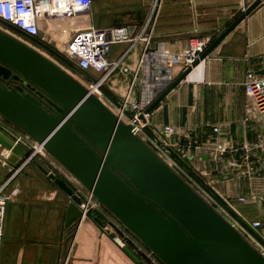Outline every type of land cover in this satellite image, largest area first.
<instances>
[{"label": "crops", "instance_id": "crops-1", "mask_svg": "<svg viewBox=\"0 0 264 264\" xmlns=\"http://www.w3.org/2000/svg\"><path fill=\"white\" fill-rule=\"evenodd\" d=\"M252 3L92 0L85 14L42 21L38 39L50 48L60 44L63 50L75 32L90 27H124L133 39L148 37L143 61L144 41L111 45L108 60L117 62L118 68L104 82L101 100L116 112L127 94L148 106L184 71L182 65H175L168 75L167 57L180 56L193 39L209 38L211 45ZM248 72L264 79V0L150 111V128L144 130L149 133L144 134L152 135L151 129L157 127H173L170 144L185 152L181 160L187 170L208 174L204 182L216 200L215 209L255 239L257 232L264 233V146H260L264 116L245 92ZM15 136L32 141L27 134ZM6 137L11 145H2L0 151H7L11 171H23L5 182L8 200L0 264H161L151 256L145 261L131 250L140 260L136 261L103 232L93 215L66 227L70 198L45 174L61 173L62 167L51 156H41L39 164H24L25 148ZM254 221L261 227L252 231Z\"/></svg>", "mask_w": 264, "mask_h": 264}, {"label": "water", "instance_id": "water-1", "mask_svg": "<svg viewBox=\"0 0 264 264\" xmlns=\"http://www.w3.org/2000/svg\"><path fill=\"white\" fill-rule=\"evenodd\" d=\"M262 1L248 6L144 114ZM9 77L21 78L38 92L0 84V115L40 145L163 264H264V255L134 134L130 124L59 66L0 30V78ZM47 176L70 198L69 227L83 216L81 198L61 178ZM94 221L102 228L101 219ZM124 250L140 262L130 249Z\"/></svg>", "mask_w": 264, "mask_h": 264}, {"label": "built area", "instance_id": "built-area-1", "mask_svg": "<svg viewBox=\"0 0 264 264\" xmlns=\"http://www.w3.org/2000/svg\"><path fill=\"white\" fill-rule=\"evenodd\" d=\"M254 1L255 0H253V2ZM91 3L92 0H0V22L5 24V26L11 31L16 33L18 32L19 34L29 38L37 39L42 21L57 18L68 19L79 14H85ZM138 40L144 41L147 46L141 58V61H143L148 54L149 38L146 36H139V38L137 37L133 39L132 33L124 27H118L110 30H101L90 27L84 30H79L75 32L65 44L63 53L66 60L72 62L88 80V86L86 88L101 99L104 82L118 68L117 62H110L108 60L111 45L125 42H136ZM210 43L211 40L209 38L191 40L180 56L166 58V73L170 75L171 68L175 65H182L183 70L190 67L196 60L199 59L200 55L205 51ZM124 71H127V69H124ZM169 83L170 81L167 84ZM244 86L247 96L251 98L257 111L264 116V79L257 76L253 72H248L245 76ZM146 107L147 106H143L132 101L127 94L122 99L116 112L114 113L121 121L130 124L134 134L141 138L154 152L158 150L164 156L174 153L180 159H184L186 157L185 152L182 149L177 148L175 145L170 144L169 140L175 133L173 127L162 126L151 129L154 138H150L144 134V129L148 127V114H144ZM141 115L144 116V120L140 118ZM213 130L215 132L219 131L217 127H214ZM13 141L14 145L23 146L26 153H28V157L24 158V164H29L37 156H42L43 158L49 156V154L34 140L29 142V140H26L23 137L14 136ZM260 146H264V140L260 142ZM246 147L247 146H245V148ZM216 149L217 152L221 154L222 146L218 144ZM166 163L172 168L169 160ZM172 164L175 165L173 161ZM63 169L64 168L62 167V172L65 170ZM19 171L20 168L14 175L18 174ZM62 172L58 174L62 176L65 182L73 186L72 189L74 194H77L79 197V194L82 195V198L80 197V209L83 211V216H88L94 207L92 205V201L95 200V205L100 204H98L96 199L78 182L77 183L79 185L73 184L75 179H73V177L66 170V173ZM194 174L202 180L205 179L204 170L197 169L194 171ZM6 184L0 187V250L3 241V224L8 200V195L5 191ZM81 191H84L85 195ZM206 201L209 202L207 199ZM102 222L103 232L110 236L112 241L119 248H129L127 240L122 236V233L117 229L118 227L115 226L113 221L106 218ZM251 227L254 230H258L261 227V223L259 221H254L251 223ZM242 234L244 236L246 234L250 240L255 241L249 233L243 232ZM257 234L258 241H260V244L262 243L264 245V233L260 234L257 232Z\"/></svg>", "mask_w": 264, "mask_h": 264}, {"label": "rangeland", "instance_id": "rangeland-1", "mask_svg": "<svg viewBox=\"0 0 264 264\" xmlns=\"http://www.w3.org/2000/svg\"><path fill=\"white\" fill-rule=\"evenodd\" d=\"M0 30L9 34L12 37L18 39L19 41L23 42L24 44L31 47L35 51L39 52L41 55H43L45 58H47L48 60H50L51 62H53L57 66H59L61 69H63L65 72H67L69 75H71L74 79H76L78 82H80L85 87L88 86V80L86 79L84 74L81 73L74 66V64L72 62L66 60L64 53H63V50H61L62 47L60 46V44L55 45L56 48H54L53 46L50 48L49 46L42 44L39 39L29 38V37H26V36L19 34L18 32L16 33L14 31H11L10 29H8L5 26V24H3L1 22H0ZM55 50L58 51L62 56L60 54H58ZM148 128H150V127H146L144 130H146ZM19 133L23 136L25 134L16 125H14L13 123H11L6 118H4L3 116L0 115V142H1V146L3 145V146L7 147V146L11 145V141L8 140L6 136H8L14 140V136L19 134ZM145 133H149V132H145ZM147 135H149V134H147ZM149 137L154 138V135L153 134L149 135ZM2 151H4V150L0 151V187L5 184V182L9 179V177L15 176L14 175L15 172L18 170V168H15L14 170L11 171V169L8 167V163L10 162L9 155L7 154L6 156L5 155L2 156V154H1ZM155 152L163 160H165V162H167L169 160L170 164L172 165V169L176 173H178V175H180L187 183H189L205 200L207 199L213 207L217 208L216 200H215L214 196L207 189L206 183L204 182V180L198 178L189 169L187 170L181 162H178L179 160H177L174 156H172L173 155L172 153H171L172 155L170 154V155L164 156L158 150H156ZM26 157H28V153H27V155H25V158ZM23 161H25L24 158H23ZM42 161L43 160L41 159V157L37 156L28 165L39 164L38 162L41 163ZM172 161L175 163V165L172 164ZM50 170H52V169H50ZM20 171H21V169H20ZM64 172H65V170L62 173H64ZM49 173H51V172H49ZM45 174L47 175L48 173H45ZM52 174H54L56 177L64 180L60 174H56L54 172H52ZM207 176H208V174L205 173L204 178L206 180L208 179ZM67 184L70 185L69 183H67ZM73 184L79 185L76 180L73 181ZM70 187L72 188L73 186L70 185ZM81 192H83V194L85 195L84 191H81ZM79 195L82 198V195L81 194H79ZM92 205L94 207L91 210V213H89V214L101 219L102 221L105 220L106 218H109L111 221H113L115 223V226L118 227L117 229L122 233V236L127 240L128 247H129L128 249H131L132 251H134V253L138 257H140L141 259H145V261L148 260L147 256H151V257L157 259V257L154 256V254H152L144 245H142V243L134 235H132L124 226H122L119 223V221L110 212H108L103 206L95 205V200L92 201ZM245 236L248 238V236L246 234H245ZM252 237H253V235H252ZM248 239L253 244V246H255L259 251H261L264 254V245L262 243L260 244V241H258L257 238H255V241L250 240V238H248ZM159 262L161 264H163L160 260H159Z\"/></svg>", "mask_w": 264, "mask_h": 264}, {"label": "flooded vegetation", "instance_id": "flooded-vegetation-1", "mask_svg": "<svg viewBox=\"0 0 264 264\" xmlns=\"http://www.w3.org/2000/svg\"><path fill=\"white\" fill-rule=\"evenodd\" d=\"M0 84L7 85V87L9 88L20 87L26 93L30 91L31 93L36 94L38 92L37 89L22 81L21 78L19 80L12 79L11 77H9L8 79L0 78ZM42 100L45 101V99Z\"/></svg>", "mask_w": 264, "mask_h": 264}, {"label": "trees", "instance_id": "trees-1", "mask_svg": "<svg viewBox=\"0 0 264 264\" xmlns=\"http://www.w3.org/2000/svg\"><path fill=\"white\" fill-rule=\"evenodd\" d=\"M173 156L177 159V160H179V162H181L183 165H184V163H183V161L176 155V154H173Z\"/></svg>", "mask_w": 264, "mask_h": 264}, {"label": "bare ground", "instance_id": "bare-ground-1", "mask_svg": "<svg viewBox=\"0 0 264 264\" xmlns=\"http://www.w3.org/2000/svg\"><path fill=\"white\" fill-rule=\"evenodd\" d=\"M2 154L6 156L8 153H7V151H3Z\"/></svg>", "mask_w": 264, "mask_h": 264}]
</instances>
